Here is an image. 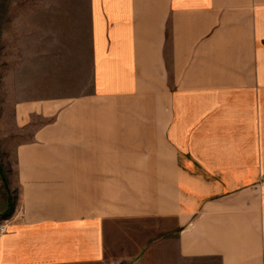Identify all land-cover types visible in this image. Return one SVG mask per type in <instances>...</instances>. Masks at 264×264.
Wrapping results in <instances>:
<instances>
[{"label": "crops", "instance_id": "obj_1", "mask_svg": "<svg viewBox=\"0 0 264 264\" xmlns=\"http://www.w3.org/2000/svg\"><path fill=\"white\" fill-rule=\"evenodd\" d=\"M37 9L0 21V264L100 262L108 223L141 218L166 222L173 264H264V0Z\"/></svg>", "mask_w": 264, "mask_h": 264}, {"label": "rangeland", "instance_id": "obj_2", "mask_svg": "<svg viewBox=\"0 0 264 264\" xmlns=\"http://www.w3.org/2000/svg\"><path fill=\"white\" fill-rule=\"evenodd\" d=\"M52 1L57 0H0V21L24 19L33 26L34 20L40 19L37 9L39 5L41 3H43V6L51 5ZM8 10L12 13L9 14ZM68 19H70V16H67L66 12L64 14L56 13L55 7L50 9L47 20L54 26V29L50 27L52 37L49 40L50 49L53 52H57L62 48L66 49V28H63V34L59 36L62 41L53 39V36H55L56 24L67 22ZM74 20L78 22L76 23L78 25L83 21L82 14L75 13ZM77 31L78 29H76V33ZM28 32L31 33V37L28 40L30 41V44H28V50H30L28 58L30 57V59L27 62V69L33 75V28L28 29ZM31 79H33V76ZM13 161V154L10 151L8 154L4 153V150L0 147V209L4 205V198L9 197L13 201L16 198V190L12 180L14 176ZM4 220V216L0 214V224L6 223ZM166 226V222L162 220H148L147 218L109 222L105 232V258L100 262L89 264H163L164 259L167 260L169 255H171V264H173L174 244L171 240L173 238H169L164 234ZM186 264H217V262L200 260L188 261Z\"/></svg>", "mask_w": 264, "mask_h": 264}, {"label": "built area", "instance_id": "obj_3", "mask_svg": "<svg viewBox=\"0 0 264 264\" xmlns=\"http://www.w3.org/2000/svg\"><path fill=\"white\" fill-rule=\"evenodd\" d=\"M7 225L6 223L0 224V236L6 231Z\"/></svg>", "mask_w": 264, "mask_h": 264}]
</instances>
